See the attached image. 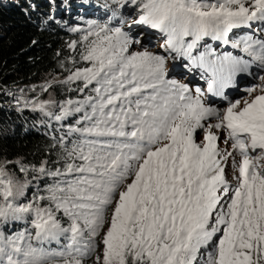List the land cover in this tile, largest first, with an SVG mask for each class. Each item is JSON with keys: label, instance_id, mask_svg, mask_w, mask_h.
<instances>
[{"label": "snow or ice", "instance_id": "obj_1", "mask_svg": "<svg viewBox=\"0 0 264 264\" xmlns=\"http://www.w3.org/2000/svg\"><path fill=\"white\" fill-rule=\"evenodd\" d=\"M130 2L166 55L111 18L83 30L62 81L78 98L36 105L64 123L30 199L0 164V264H264V0ZM169 57L206 90L169 79ZM241 74L248 99L204 102Z\"/></svg>", "mask_w": 264, "mask_h": 264}, {"label": "trees", "instance_id": "obj_2", "mask_svg": "<svg viewBox=\"0 0 264 264\" xmlns=\"http://www.w3.org/2000/svg\"><path fill=\"white\" fill-rule=\"evenodd\" d=\"M107 10L113 23L125 12L115 0H0V164L11 167L20 160L38 167L56 161L54 137L62 133L54 129L64 122L26 105L20 88L63 68L66 45L77 36L72 29H84L89 20L107 22ZM71 87L59 82L52 89L65 100L76 97Z\"/></svg>", "mask_w": 264, "mask_h": 264}, {"label": "rangeland", "instance_id": "obj_3", "mask_svg": "<svg viewBox=\"0 0 264 264\" xmlns=\"http://www.w3.org/2000/svg\"><path fill=\"white\" fill-rule=\"evenodd\" d=\"M121 2L122 4H124V6H121V7L125 9V12H122L123 16L120 20H118V22H115V23L111 22L112 25L122 26L125 30H128L129 26H131L130 34L140 41V43L135 46L134 50H140L142 48H146L150 51H154V52L166 55L164 50L161 48V45L164 42L161 34L157 30L150 29L147 26L132 24L133 19L137 18L136 5L131 3L130 0H127V2H125V0H121ZM117 6H120V5L117 4ZM106 13L109 15V18L113 19V17L111 16L112 13H110V11L108 12L107 10ZM105 19H107V21L109 20L108 18H105ZM121 21L124 22L122 25H121ZM93 22L94 20H89L87 24L84 25L85 27L84 29L79 28L82 31L77 32L76 38L67 43L66 47H67V53H68V63L64 65L63 68L56 70V72H51V73L46 74V76H44L42 80L40 82H37L36 84L34 83V84L27 85L26 87L20 88L19 95L23 99V101L26 103V105H28L32 109H35L36 111L38 110L42 115L49 117L45 114V112L47 110L55 111L54 108L49 106L48 108L45 109V111H42L39 108H37L36 105H39L46 101H54V102H57L58 104H62L66 99H68L66 98L65 100H62L60 97H58L57 94L55 95L52 89V86L56 85V83L62 82L66 78V76L69 74L68 69L72 68V61L74 59L75 60L79 59L78 53L80 50H82L80 48V42L84 35L83 30H87L89 24ZM95 22L104 23V22H97V21ZM73 41L78 42V47L76 49H70L68 47V44ZM210 43H212L213 46H215V42L210 41ZM167 67H168V78L169 79H173V80L178 81L181 84L187 85V87L193 94H195V90L197 88L202 89L197 82H194L193 80L189 79L185 73H183L182 71H178L177 69L174 68V61L172 60L171 57H169L167 60ZM195 70L196 71H194V75L199 74V70L197 69ZM246 75L247 77L250 76V74H246ZM257 83H259V80L254 79L253 75H251V78L248 81H245V83L239 84L241 91L232 101L248 99L249 97L245 89ZM76 98L78 97L76 96L75 98H72V99H76ZM203 99L206 104H209L206 101L205 97ZM210 106L220 108L221 110L223 108V105H217V106L210 105ZM221 146L223 147V145ZM5 165L8 167L10 172L15 173V178L19 180L21 185H26L25 194L28 198H31L32 196L30 195V193L33 190L35 191L38 186L37 181L34 179V177L38 176V173L33 171V169H38L41 165L38 167H29L28 165H26L20 160L17 161L16 166L10 167L7 165V163ZM21 166H24L26 169H28V171L23 172V173L20 172L19 169ZM228 179L229 180L232 179L231 174H229ZM39 187L40 189L42 188L41 184L39 185ZM86 264H92V260L88 259L86 261Z\"/></svg>", "mask_w": 264, "mask_h": 264}, {"label": "bare ground", "instance_id": "obj_4", "mask_svg": "<svg viewBox=\"0 0 264 264\" xmlns=\"http://www.w3.org/2000/svg\"><path fill=\"white\" fill-rule=\"evenodd\" d=\"M172 60L174 61V68L177 69L178 71H182L183 73H185L188 78H195L196 79V77H201L200 71H199V74L194 75V71H196L195 68H192L190 66L186 67L185 66L186 63L182 59L176 58V59H172ZM250 78H251V75L249 77H247L245 79V81H248ZM242 82H244V81H241V83ZM201 88L204 89V86H202Z\"/></svg>", "mask_w": 264, "mask_h": 264}, {"label": "clouds", "instance_id": "obj_5", "mask_svg": "<svg viewBox=\"0 0 264 264\" xmlns=\"http://www.w3.org/2000/svg\"><path fill=\"white\" fill-rule=\"evenodd\" d=\"M232 100H233V99H232ZM232 100H231V101H232Z\"/></svg>", "mask_w": 264, "mask_h": 264}]
</instances>
